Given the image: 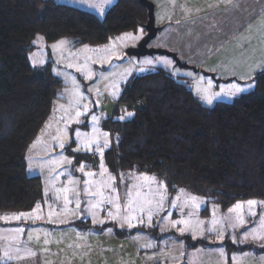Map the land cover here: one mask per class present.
Instances as JSON below:
<instances>
[{"label":"rangeland","instance_id":"rangeland-1","mask_svg":"<svg viewBox=\"0 0 264 264\" xmlns=\"http://www.w3.org/2000/svg\"><path fill=\"white\" fill-rule=\"evenodd\" d=\"M53 1L92 13L99 20H102L105 12L116 3V0H112L110 4L104 3V0ZM147 1L154 6V26L158 24L159 16L164 10L171 17L164 0ZM89 5H95V7ZM129 33L132 38L126 36ZM168 34L165 32L156 35L148 44V48L165 50L160 48L162 44L166 45L168 42L175 41ZM144 36L145 30L138 28L135 31L114 36L101 46H74L70 39H59L47 43L42 36H36L33 40L34 49L28 55L30 66L37 68L49 64L52 75L61 82V88L56 92L51 111L34 142L28 148L25 159L27 173L41 179L44 209L41 203L37 204L40 206L37 213L38 219H0V258H3V261L19 260L17 264H43L47 259L57 258L58 260L54 261L63 262L62 264H230L224 259L225 252L220 248L222 244L252 245L256 248L264 246V239H254L252 236L255 233L264 237V227H261L264 222L262 221L264 206L255 209V216H249L245 206L243 224L238 223L236 213L229 211L237 203L246 205L247 201L255 200L258 204L264 205V200L238 201L223 210L217 202L185 189H178L175 193L167 190V200L164 201L163 209L156 202L159 199L158 196L148 195L146 198L151 200L152 204L146 206L145 212L141 213L137 208L134 212L130 210L126 213L124 205L127 203L125 195L127 188L129 185L143 184L142 179L139 178L144 175L129 173L130 171L115 174L109 171L103 162L107 173L100 176V164L103 158L95 151L96 146H92L93 151L84 149L83 144L89 138L95 137L101 144L104 143L103 133H108L103 131L102 127L105 119L116 114V120L125 121L131 118L126 116V113L131 111H128L119 99L126 84L135 76L161 69L184 84L203 106L211 108L217 103L231 102L251 92L254 87L232 95L235 91L233 86L247 88L248 84H253L249 77L252 78L253 74L264 70V67H261L264 66V57H252L255 62L253 67H235L237 72L235 71L234 75H246L248 76L247 81L238 84L219 80L220 82L216 83L210 77L176 67L174 61L166 56H145L140 59L127 56L126 51L135 48ZM37 37L42 39L38 40ZM61 40L67 43L58 49H53L52 45ZM33 61L37 62L35 66H33ZM77 68L82 70L77 71ZM207 68L202 67L200 70L208 73L205 71ZM260 68L262 70L258 71ZM80 96H83L82 100L79 99ZM205 97L211 99L210 104L207 103ZM85 105L88 111L79 117L80 122H72L66 127L67 120L61 118H66L68 115L75 116V110L78 108L83 110ZM93 115L98 118L96 122L92 121ZM77 132L80 133L79 137L76 135ZM107 140L108 147L104 149L103 157L105 151L113 145L115 138L108 133ZM60 143H64L63 148L59 147ZM78 144L80 151L75 150ZM69 148L74 155H88L96 158V169L88 170L84 167L85 172L96 173L95 177H85L79 171L81 165L71 166L68 161H72V158L65 152ZM109 174L115 177V189L120 196V212L117 214L115 208L107 203L89 211L90 204L94 203L98 197L86 195L83 189L92 187L95 190L101 183L108 181ZM150 177L157 178L153 175ZM85 179H91L92 184H84ZM72 180L77 183H70ZM66 187L73 189L67 193L71 201L67 204L63 191ZM151 188L153 192L157 191L156 184H152ZM142 190L147 191V187L145 186ZM76 191L80 192L79 197L76 196ZM105 195L108 193L106 192ZM178 196V206L173 208L171 202ZM192 196L197 198L198 210L192 208L190 203L185 206V201ZM77 202L80 203L79 208L76 206ZM37 205L28 212L0 214V218L12 217L20 213H33ZM147 208L152 210L150 223ZM110 211L117 216L116 219L108 215ZM129 214L138 218L132 221L135 226L131 228L125 220ZM140 218L143 219V223L139 222ZM73 219L88 221L95 229L84 232L73 229H55L58 225L65 224L64 220ZM182 220L189 221V223L174 226L176 221ZM39 221L42 222L38 224ZM17 228L24 229L23 233L15 232ZM209 228L212 231H208ZM115 231L119 232L120 236L116 235ZM221 232H223V238L220 237ZM196 242L203 244L190 247ZM6 253L12 257L11 260L5 258ZM29 253L34 255H29ZM244 256L245 263L253 260L249 253H245ZM26 258H31V260L26 262L23 260ZM232 264L237 263L232 262Z\"/></svg>","mask_w":264,"mask_h":264},{"label":"trees","instance_id":"trees-1","mask_svg":"<svg viewBox=\"0 0 264 264\" xmlns=\"http://www.w3.org/2000/svg\"><path fill=\"white\" fill-rule=\"evenodd\" d=\"M146 22L138 0H116L102 20L53 0H0V214L28 212L43 199L41 179L27 173L25 159L61 82L49 64L30 66L36 36L47 43L70 39L74 46H101L144 29ZM251 82V92L207 108L161 69L131 78L119 100L133 116L120 121L116 114L102 123L115 138L104 164L112 173L156 176L170 193L185 189L223 210L238 201L264 200V70ZM65 152L73 167L96 169V158ZM69 225L95 229L88 221Z\"/></svg>","mask_w":264,"mask_h":264},{"label":"crops","instance_id":"crops-1","mask_svg":"<svg viewBox=\"0 0 264 264\" xmlns=\"http://www.w3.org/2000/svg\"><path fill=\"white\" fill-rule=\"evenodd\" d=\"M164 4L171 17L166 10L159 16V22L155 26L159 28L157 36L168 32L175 41L166 45L164 43L160 48L176 54L182 63L189 66L197 69L208 67L205 71L214 74L217 80L238 84L247 81L246 75H234L235 67H253L255 62L252 57H264V0H164ZM260 70L262 69H258ZM133 172L138 174L136 171L129 173ZM141 175L151 178L150 175ZM43 202L44 200L39 202L42 209ZM75 220H64L65 224L58 225L55 229L77 231L76 227L69 225ZM40 222L42 221L38 224ZM220 248L225 252L224 259L230 264H264V246L256 248L250 245V248L243 251L233 250L226 244H222ZM245 253H249L253 260L245 263ZM23 260L29 262L31 258ZM54 260L58 259L50 258L43 264L63 263ZM18 261H3V264H17Z\"/></svg>","mask_w":264,"mask_h":264},{"label":"snow or ice","instance_id":"snow-or-ice-1","mask_svg":"<svg viewBox=\"0 0 264 264\" xmlns=\"http://www.w3.org/2000/svg\"><path fill=\"white\" fill-rule=\"evenodd\" d=\"M111 2H112V0H104V3H106V4H110ZM89 6L95 7V5H89ZM101 12H102V9H101ZM126 36L128 38H132V35L130 33L126 34ZM37 39L39 40L42 38L37 37ZM121 39H123V37ZM66 43H67L66 41L61 40V41H58L56 44L52 45V47H53V49H58V48L62 47L63 45H65ZM36 63H37L36 61H33V66H35ZM147 63H151V61H147ZM69 67H72V65H69ZM261 67H264V66H261ZM76 70L81 71L82 69L77 68ZM88 78L90 79L91 77L89 76ZM249 78L251 79V77H249ZM233 87L235 88V91L232 93V95H235L236 93L247 91V90L253 88L254 84H248L247 88H239L236 86H233ZM79 99L82 100L83 96H80ZM205 99H206L207 103H209V104L211 103V99H208L207 97H205ZM65 111L67 112L68 110L66 109ZM87 111H88V108H87V105H85L83 107V110H80L79 108L77 110H75V116L68 115L66 118L62 117L61 119L67 120V122H68L66 124V127H67V126H70V123H72V122L79 123L80 122L79 117L82 115H85L87 113ZM126 116L130 118L133 116V113L128 112V113H126ZM97 119L98 118L95 115L92 116L93 122H96ZM121 119H124V117H121ZM76 135H77V137H79L80 133L77 132ZM103 136H104V143L103 144H101L99 139H97L95 137L89 138L83 144L84 149L86 151H93L92 146L95 145L96 146L95 151H97L99 153V155L101 156V158H103L104 149L108 147V140H107L108 133H103ZM59 147L63 148L64 143H60ZM75 150L80 151V145L79 144ZM61 159H63V157ZM68 162L71 163V161H68ZM100 168H101V172L99 173V175L104 176L107 173V169L104 167L103 159H101ZM79 171H81L85 177H95L97 175L96 173L91 172V171L85 172L84 171V165H81ZM139 179H142L143 184H141V185H129L127 188V191L125 194L127 197V203L124 205V211L126 213H128L130 210L132 212H134L138 208L141 213L145 212L146 206L152 204V201L148 200L146 198L148 195L158 196L159 199L156 202L159 205V207L161 209H163L164 201L167 200V196H166L167 186H166L165 182L161 181V180H157L155 177L149 178L147 176H143ZM70 183H77V182L75 180H72V181H70ZM83 183L86 185H91L92 180L91 179H85L83 181ZM152 184L157 185V191L156 192H153V190L151 188ZM145 186L147 187V191L142 190ZM63 191H64L65 203L66 204L70 203L71 201L69 200L67 193L70 191H73V189L66 187ZM83 192L88 196L98 197V199L94 203L90 204L89 211H92V210L98 208L100 205L107 203V204L112 205L115 208L117 214L120 212V210H121V205L119 203L120 196H119V193L115 189V177H112L110 174L108 175V181L107 182L101 183L98 187L95 188V190H93L92 187H86L83 189ZM106 192L108 193V195H105ZM113 193H115V195H113ZM75 194L77 197L80 196L79 191H76ZM46 195H47V193H46ZM57 199H59V197H57ZM178 200H179V196L177 197L176 200H173L171 202V205L173 208L178 206V204H177ZM189 203L191 204L192 208L197 209V210L199 209V203H197L196 197L192 196L189 198L188 201H185V206H187ZM76 206H77V208H79L80 203L77 202ZM245 206L248 209V215L249 216H255L256 215L255 209L257 207L264 206V205L258 204V202L255 200L247 201L246 205L241 204V203H237L236 205H234L233 208L230 209L229 211L236 213V219H237L239 224L244 223L243 211L245 209ZM39 208H40V206L37 205V208L33 210V213H20L18 215H14L12 217H4V218H0V219H4V220H20L21 218L38 219L39 215L37 213H38ZM147 211H148V221L150 223L151 219H152V210H151V208H147ZM50 215H51V213H50ZM108 215L110 217H112L113 219L117 218V216L114 215L113 212H111V211L108 213ZM136 219H138V218L135 215H131V214L127 215L125 218L126 223L128 224V226L130 228L135 226L132 223V221L136 220ZM262 221H264V218H262ZM49 222H51V220ZM139 222L143 223V219L140 218ZM181 223L187 224V223H189V221H186V220L176 221L174 223V226L176 224H181ZM233 227H235V225H233ZM261 227H264V222H262ZM23 231H24V229H22V228L15 229V232H17V233H23ZM182 231H183V229H182ZM208 231H212V229L209 228ZM252 236L254 239H264V237L256 235L255 233H253ZM220 237L223 238V232L220 233ZM13 239H15V237H13ZM29 255H34V254L29 253ZM5 258L8 260L12 259V257L8 256L7 253L5 254ZM20 258H23V257H20ZM0 264H3V258H0Z\"/></svg>","mask_w":264,"mask_h":264},{"label":"water","instance_id":"water-1","mask_svg":"<svg viewBox=\"0 0 264 264\" xmlns=\"http://www.w3.org/2000/svg\"><path fill=\"white\" fill-rule=\"evenodd\" d=\"M138 3L147 10V22L144 26L146 34L135 48L128 49L126 51L127 56L134 57L136 59H140L145 56H166L171 58L174 61L175 66L180 69H187L192 71L194 74H201L205 77H210L216 83L219 82L213 74L205 73L203 70L182 63L174 53L165 50L149 49L148 44L156 37L159 31V28L154 26V6L147 0H138Z\"/></svg>","mask_w":264,"mask_h":264},{"label":"flooded vegetation","instance_id":"flooded-vegetation-1","mask_svg":"<svg viewBox=\"0 0 264 264\" xmlns=\"http://www.w3.org/2000/svg\"><path fill=\"white\" fill-rule=\"evenodd\" d=\"M145 34H146V32H145Z\"/></svg>","mask_w":264,"mask_h":264}]
</instances>
